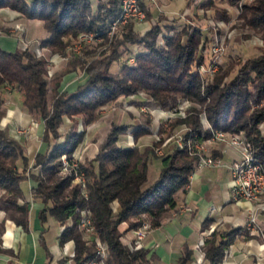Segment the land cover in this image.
<instances>
[{"label":"trees","instance_id":"obj_1","mask_svg":"<svg viewBox=\"0 0 264 264\" xmlns=\"http://www.w3.org/2000/svg\"><path fill=\"white\" fill-rule=\"evenodd\" d=\"M186 1V6L193 3ZM199 2V7L208 9L214 0ZM139 3L149 17V1ZM1 7L16 10L27 19L40 20L46 35L38 42L39 47L63 55L68 43L81 33L105 35L120 12V0H0ZM220 13L219 18H227L226 11ZM217 14L214 10L212 15ZM237 18L256 29L264 40V0L244 3ZM132 24L126 25L121 39L112 41L106 57L88 64L80 56L72 60L83 67L86 75L71 91L60 89L68 71L49 73L47 60L31 46H19L13 51L0 47V120L5 102L1 90L7 85L20 93L27 113L43 122L41 139L47 143V150L36 153L30 163L22 144L0 127V210L6 219L27 230L30 200L25 198L22 184L31 179L35 183L30 190L31 199L43 203L39 211L41 222L54 218L62 227L59 243H74L73 264H145L146 249L136 248L134 238L125 242L120 224L126 223L129 231L142 222H148L150 228L159 226L177 205L178 193L185 191L197 165V156L186 148L174 147L166 154L156 155L157 143L142 147L118 143L127 131L135 140L149 134V120L137 125L113 123L97 154L78 165L87 179L84 194L81 184L72 183L71 166L61 172V156L65 155L71 165L72 154L83 141L85 126L95 122L100 110L119 96L143 90L162 108L174 107L181 98L196 101L203 106L210 127L202 128L198 116L189 115L185 119L189 130L184 141L201 142L211 136V130L243 131L264 164V135L258 129L264 121V48L247 58L233 78L224 81L217 74L204 85L197 70L203 60V54L198 53L199 43L206 37L202 24L183 22L176 27L175 22L161 24L152 20L151 29L144 35L134 31ZM131 44H137L134 62L129 64L126 58L118 69L112 70V63L129 52ZM86 53L83 51V55ZM77 59L81 61L76 64ZM154 159L160 160L159 174L145 186ZM85 218L93 226L87 238L81 226ZM208 222H203V228ZM262 231L264 239V228ZM245 234L252 237L242 227L214 229L202 246L206 263L220 264L233 240ZM98 244H104L103 254ZM191 261V252L185 250L179 264Z\"/></svg>","mask_w":264,"mask_h":264},{"label":"crops","instance_id":"obj_2","mask_svg":"<svg viewBox=\"0 0 264 264\" xmlns=\"http://www.w3.org/2000/svg\"><path fill=\"white\" fill-rule=\"evenodd\" d=\"M160 3L164 13H171L186 6V0H160ZM150 9L154 16L155 10ZM13 13L8 9L0 8V25L11 26L7 19L12 18ZM32 27V24L26 25L24 35L33 30L41 31L39 28ZM41 35L40 37L43 38L46 33L42 32ZM17 36L18 32L10 31L8 35L0 33V47L13 51L20 46ZM79 83L80 81L72 82L71 73H69L64 76L60 89L71 91ZM13 91L9 89L4 95V115L0 121V127L7 129L9 134L22 144L31 163L36 153L47 150V143L41 139L43 122L33 119L27 113L22 106L19 92L18 100L11 98ZM116 113L113 108L92 125V133L88 131L85 133L84 138L87 134H92L93 137L81 143L82 150L80 151L79 148V153L82 155V162L94 157L97 145L110 124L124 119L122 114ZM18 128L25 131L20 137L15 136ZM207 149L206 154L220 156L226 163L231 162L237 155L235 149L220 142H212ZM157 163L160 168V160H157ZM25 182L27 184L23 183L22 188L27 187L25 198L30 200L28 229L24 230L13 221L2 218L4 221L0 230V246L3 252L0 253V264H73V241L59 243L58 236L62 227L54 218L48 217L44 223L41 222L39 211L43 208V203L31 199L30 190L35 183L31 179ZM230 183L231 176L225 166L196 167L190 176L188 187L184 192L178 193L175 208L159 226L150 228L142 241V247L147 251L145 264H179V258L185 250L191 252L192 261L188 264H207L201 246L210 236V232L214 229L244 228L249 203L231 200ZM181 205L188 206L190 210L179 211ZM207 219L208 226L203 228V222ZM258 224L264 226V213L259 215ZM250 236L252 237L245 238L244 235H238L228 247L220 264H264L263 243L258 240L256 233H250ZM133 238V231L123 235L125 242H130ZM97 264L105 263L97 262Z\"/></svg>","mask_w":264,"mask_h":264},{"label":"rangeland","instance_id":"obj_3","mask_svg":"<svg viewBox=\"0 0 264 264\" xmlns=\"http://www.w3.org/2000/svg\"><path fill=\"white\" fill-rule=\"evenodd\" d=\"M199 1L200 0H192L193 3L191 2V6L184 5L182 6V8H178L174 12L164 13L161 9L160 0H149L150 8H153L155 10V15L153 16L151 13V15H149L148 17V15L146 16L145 13L144 22H141L138 25L132 24V28L134 31L140 33L141 35H144L151 29L152 20H159L161 24H165L166 22H175L177 23L176 27H179L180 24H183V22L190 23L191 25L198 24L199 26L200 24H202V31L206 33V37L202 39L198 47V53L203 54V60L198 64L197 67V70L200 72L201 80L203 84L206 85L209 80L213 79L215 75L218 74L219 76H222L224 81H228L230 78H233L236 75L240 66L247 58L259 54L260 49L264 48V40L261 38L260 33L257 32L256 29H251L248 26L243 25L237 18L238 13L241 10V6L244 3H249L250 0H234V3L232 4L229 0H214L213 5L208 9L199 7ZM1 8L8 9L12 13H15H13L14 15H12V18L7 19L11 26L6 27L5 25H0V33L8 35L10 31L18 32L17 37H19L20 46L24 47V44H27L26 46H31L32 48H34L37 55L44 57L47 60V68L49 73L63 70H65L66 72L68 71L65 75L71 73V79L74 83L79 81L82 82L85 79L86 73L81 65H75L74 61L72 60L75 57L80 56L87 60V62L85 63L88 64V61H96L97 59L106 57L113 46L112 41L116 38L121 39V35L127 30L126 25H124L117 27L111 33H109V31H107V33L105 32V35H103L102 37L96 36V38H87L86 41H83L81 43V48L79 49V51H74L72 49V46L77 43L76 40L78 39V37H76V39L71 40L68 43L65 49V53L62 55L59 53H51L48 49L39 47L38 42L41 39L40 35L42 32L43 34L45 32L42 28V23L40 20L27 19L18 11L8 7ZM214 10L218 11L216 17L212 15L214 13ZM223 11L227 12L226 19L219 18L221 15L220 12ZM174 17L176 19H174ZM28 24H32V28H39L41 31L33 30L24 35L26 25ZM16 25H19L20 29H16ZM119 50H121V48H119ZM83 51L87 53L83 55ZM136 51L137 44H131L129 47V52L122 53L121 57L119 58V61L121 62H113L111 65V69H118L119 66L122 65V61L124 62L126 58H128L127 60L129 64L133 63L134 54ZM78 61L81 60L77 59L75 60V63L77 64ZM63 80L64 77L62 78L61 82H63ZM4 89H2L1 92L3 93V95H6L9 88ZM11 98H15L18 100L19 93L17 90H14L11 93ZM149 98L150 97L143 90H140L135 94L119 96L115 101L111 102L100 110V117L95 122L85 126V133L87 131L91 132L92 125L98 122L100 118L106 116V113L113 110L114 108V110L117 112L116 114H122L124 119L118 123L112 122L110 124V127L105 132L106 134L110 130L113 123L137 125L138 123H144L145 121L149 120L151 127V131L149 134L142 135L138 137L137 140H135L132 134L128 133L127 131L124 135L120 136L118 143L122 145H138L140 147L145 146L146 144L151 145L152 143H157L158 145L155 148L156 150L161 149L162 153L159 154L156 150L155 153L156 155H162L170 152L174 147H178L180 149L186 148V150L188 151V140H185L182 143V147H180L178 143L181 137L183 138L184 134L189 130V127L185 122V119H187L189 115H197L202 128H208L209 123L206 120L204 108L196 101H192L187 98H181L178 100V103L174 107L162 108L155 102L151 101V99ZM252 107L256 106L253 105ZM258 129L260 133L264 135V121L258 125ZM106 134L102 137L99 144L97 145V151L95 155L98 152L99 146L104 141ZM238 134H242L248 142L247 137L245 136V133L243 131H240ZM20 135L22 134L15 132L16 137H20ZM92 137V134H87L86 138H83V140L89 141V139H92ZM212 142L214 143L219 141L213 140L210 137L201 142H193L192 140H190L191 145L195 143L199 144L200 146L204 145L203 149L206 152L208 150L207 147L210 146ZM81 143L77 146L72 154V161L77 162L78 165L84 164L91 159L90 158L85 162L81 161L82 155L81 153H79V148L80 151L82 150ZM64 159L67 162L66 157H64ZM61 160L63 163L62 157ZM61 172L65 173V171ZM158 174L159 167L157 159H154L151 165H149L145 186L153 183L154 180L158 177ZM84 178L86 179L85 174ZM72 183L76 184L77 182L73 180ZM24 184L27 183L24 182ZM27 190V187L26 189H23L24 195H27ZM262 213L263 212H261L260 214ZM0 216V221L2 220V218H5V213L2 210H0ZM126 228V223L120 224V229L123 230V235L129 231ZM260 228L261 230H263L264 226H260ZM221 230L222 229H219V231ZM247 231L249 232V235L250 233H252L249 230ZM262 232L263 231H259L257 235L261 236L258 240L264 244ZM89 234L90 232H85L84 237L87 238ZM209 234H211V232ZM244 236L245 238H249L246 234Z\"/></svg>","mask_w":264,"mask_h":264},{"label":"built area","instance_id":"obj_4","mask_svg":"<svg viewBox=\"0 0 264 264\" xmlns=\"http://www.w3.org/2000/svg\"><path fill=\"white\" fill-rule=\"evenodd\" d=\"M149 1V0H148ZM145 12L140 6L139 0H120V12L118 16L110 23L108 28L109 33L115 30L119 26L127 25L132 22L135 25L144 22ZM16 29H20L19 25H16ZM76 40V44L72 46L74 51H79L81 48V43L86 41L87 38H96V35L92 32L81 33ZM27 44H24L26 47ZM9 88L5 85L2 89ZM5 90V89H4ZM210 126L208 125V128ZM17 132L22 134L24 129H17ZM211 139L222 142L224 145L231 147L236 150V157L229 163L224 162V160L217 155L206 154L203 146L199 144H190V139H188V152L189 154H194L197 156L196 167H207V168H218L225 166L231 176L230 183V198L232 201H246L249 203L247 208V217L245 222V228L252 233L258 234L261 232V228L258 222V216L261 212L264 213V164L260 161L249 142L246 141L242 134L238 133H228L222 130H211ZM184 142V137L179 140L178 145L182 147ZM161 154V149L156 150ZM63 159L62 171L67 172L68 169L73 168L75 180L78 184H81L83 193L85 194L86 179L84 178V173L78 168L77 162L68 164L65 161L64 155L61 156ZM188 184L186 185V188ZM179 211H188L190 208L186 205H181L178 209ZM81 226L84 228L85 232H92L93 226L90 223L89 218H85ZM150 230V225L148 222H142L135 230H133L135 247H141L142 241L146 237L148 231ZM264 246V244H262ZM98 249L101 254L104 253V244H98ZM74 255V254H72ZM90 264H97V262L92 261Z\"/></svg>","mask_w":264,"mask_h":264}]
</instances>
